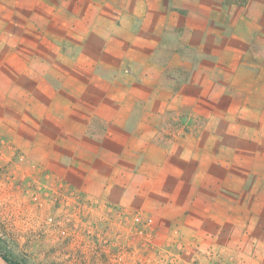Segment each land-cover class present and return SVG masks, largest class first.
<instances>
[{
	"label": "crops",
	"instance_id": "0c3cea01",
	"mask_svg": "<svg viewBox=\"0 0 264 264\" xmlns=\"http://www.w3.org/2000/svg\"><path fill=\"white\" fill-rule=\"evenodd\" d=\"M0 129L80 180L131 158L264 244V0H0Z\"/></svg>",
	"mask_w": 264,
	"mask_h": 264
},
{
	"label": "rangeland",
	"instance_id": "374dc122",
	"mask_svg": "<svg viewBox=\"0 0 264 264\" xmlns=\"http://www.w3.org/2000/svg\"><path fill=\"white\" fill-rule=\"evenodd\" d=\"M22 136L0 129V235L32 264H264V244L239 243L244 229L186 223L210 201L197 189L164 178L151 191L131 158L113 179L80 180Z\"/></svg>",
	"mask_w": 264,
	"mask_h": 264
},
{
	"label": "trees",
	"instance_id": "16d2710c",
	"mask_svg": "<svg viewBox=\"0 0 264 264\" xmlns=\"http://www.w3.org/2000/svg\"><path fill=\"white\" fill-rule=\"evenodd\" d=\"M248 0H228L230 3L245 4ZM0 255L9 264H32L27 254L14 250L8 240L0 235Z\"/></svg>",
	"mask_w": 264,
	"mask_h": 264
},
{
	"label": "bare ground",
	"instance_id": "6f19581e",
	"mask_svg": "<svg viewBox=\"0 0 264 264\" xmlns=\"http://www.w3.org/2000/svg\"><path fill=\"white\" fill-rule=\"evenodd\" d=\"M0 264H7V263L2 259L1 256H0Z\"/></svg>",
	"mask_w": 264,
	"mask_h": 264
},
{
	"label": "water",
	"instance_id": "95a60500",
	"mask_svg": "<svg viewBox=\"0 0 264 264\" xmlns=\"http://www.w3.org/2000/svg\"><path fill=\"white\" fill-rule=\"evenodd\" d=\"M1 256V255H0ZM3 259V258H2ZM4 260V259H3ZM5 261V260H4ZM6 262V261H5ZM7 264H9L8 262H6Z\"/></svg>",
	"mask_w": 264,
	"mask_h": 264
}]
</instances>
